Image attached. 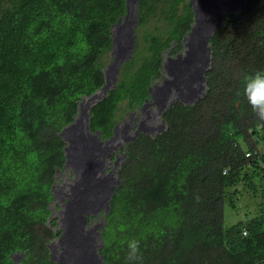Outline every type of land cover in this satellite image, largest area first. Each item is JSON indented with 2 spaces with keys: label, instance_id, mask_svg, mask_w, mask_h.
<instances>
[{
  "label": "trees",
  "instance_id": "1",
  "mask_svg": "<svg viewBox=\"0 0 264 264\" xmlns=\"http://www.w3.org/2000/svg\"><path fill=\"white\" fill-rule=\"evenodd\" d=\"M170 1L139 0L132 57L89 109L90 129L102 137L150 97L163 53L183 48L194 13L188 0ZM125 4L0 0V264H17L15 253L20 264H54L49 242L61 230L51 187L65 162L59 132L82 97L104 84L110 27ZM210 45L205 94L170 102L162 131H140L119 148L126 154L104 215L103 264H128L130 238L141 242L142 264H264V123L241 83L264 69V0L230 11ZM239 208L234 220L230 210Z\"/></svg>",
  "mask_w": 264,
  "mask_h": 264
},
{
  "label": "bare ground",
  "instance_id": "2",
  "mask_svg": "<svg viewBox=\"0 0 264 264\" xmlns=\"http://www.w3.org/2000/svg\"><path fill=\"white\" fill-rule=\"evenodd\" d=\"M134 2L137 4L138 0H126L127 10L123 19L120 17L110 29L112 59L110 58L108 67L104 68L105 82L99 88L101 91L98 92V89L87 96L90 99L88 101L87 97H84L85 100L78 103L74 119L59 132L65 141L63 167L73 172V179L68 183L65 198L61 199L58 209V227L61 232L56 242L52 240L49 243L50 259L54 264H103V255L97 252L100 247L95 235L98 225L88 227L87 222L88 217L94 214L103 216L110 209V198L115 186L120 182L115 171L122 157L117 155L112 161L114 167L112 166L106 174L104 172L106 166L111 163L108 158L112 150L118 148L121 142L116 141L117 125L113 128V134L103 139L99 137L100 129L90 130L89 109L87 113L86 108H90L96 99L101 98L102 92L105 93L110 83L115 81L120 65L132 56L134 29L138 21L137 13L132 21L129 20L131 5ZM190 3L194 13L193 22L182 39L183 49L174 56L164 58L165 75L160 83L148 87L151 100L145 98L141 106L143 108L144 105H153L159 115L171 101L178 99L191 104L201 96L206 86L205 71L211 63L210 37L224 22L227 14L241 10L246 0H190ZM78 112L80 115L77 117ZM162 123L165 124L163 119ZM147 126L142 122L137 123L132 135L127 139L124 137L123 141L135 139L139 131L154 135V130ZM158 128L157 132H160L162 129ZM125 154L124 151L123 155ZM58 171L61 169H57ZM56 199L54 195L52 202ZM102 210L103 214L100 213ZM99 225L102 227V223ZM20 254L16 253L14 257L17 264H20Z\"/></svg>",
  "mask_w": 264,
  "mask_h": 264
},
{
  "label": "clouds",
  "instance_id": "3",
  "mask_svg": "<svg viewBox=\"0 0 264 264\" xmlns=\"http://www.w3.org/2000/svg\"><path fill=\"white\" fill-rule=\"evenodd\" d=\"M189 1V3H190V0H188ZM138 2H139V0H138ZM138 2H137V4H136V9H137V5H138ZM126 5V4H125ZM190 5H191V3H190ZM192 7V6H191ZM124 15V14H123ZM123 15L121 16V18L123 19ZM120 17H118V19H119ZM137 20H138V10H137ZM117 22V21H116ZM115 22V23H116ZM114 24V23H113ZM112 24V25H113ZM137 25H138V21H137ZM136 25V26H137ZM112 27V26H111ZM111 27H110V29H111ZM136 28V27H135ZM111 31V30H110ZM134 34H135V29H134ZM135 43V42H134ZM182 44H183V42H182ZM183 49V48H182ZM181 49V50H182ZM112 50V49H111ZM134 51V50H133ZM179 52V51H178ZM177 52V53H178ZM165 53V52H164ZM164 53H163V60H164V58H166V56H174V55H176V54H167L166 56H164ZM110 58H111V51H110ZM110 58H109V61H108V63L110 62ZM163 60H162V69H161V72H162V74H161V76H160V78H158V79H155V80H153L152 82H151V84L149 85V86H153L154 84H157V83H160L161 82V79H162V77L165 75V71H164V69H163ZM108 63H106V65L104 66V68L107 66V64ZM211 64V63H210ZM121 66V65H120ZM211 66V65H210ZM103 68V69H104ZM210 68V67H209ZM208 68V69H209ZM119 69H120V67H119ZM207 69V70H208ZM206 70V71H207ZM206 71H205V73H206ZM119 72V71H118ZM205 76H206V74H205ZM105 77V76H104ZM116 80V79H115ZM206 81H207V76H206ZM114 83H115V81L113 82V83H111L109 86H108V88L107 89H109L110 87H112L113 85H114ZM242 93H243V98L245 99V101H246V103H247V105L249 106V108H250V110H251V112L254 114V116L256 117V119L259 121V122H262V123H264V69H255V70H252L251 72H249V73H246L244 76H243V79H242ZM103 85V84H102ZM206 87H207V85L205 86V88H203V93L201 94V96H203L204 94H205V90H206ZM107 89H106V91H107ZM97 91V90H96ZM101 91V89H99L98 90V92H100ZM106 91H105V93H106ZM149 92V91H148ZM105 93H103L102 92V96L105 94ZM91 95V94H90ZM149 95H150V93H149ZM89 96V95H88ZM101 96V97H102ZM201 96H199L198 98H200ZM84 97H87V96H83L82 97V99L84 98ZM197 98V99H198ZM81 99V100H82ZM98 99H100V98H98ZM98 99H96V101L98 100ZM147 99H149V100H151L150 99V97H147ZM80 100V101H81ZM145 100V99H144ZM79 101V102H80ZM95 101V102H96ZM94 102V103H95ZM144 102V101H143ZM172 102V101H171ZM143 104V103H142ZM142 104L140 105V107L139 108H137L136 110H134V111H130L132 114H131V116H130V119H129V121L128 122H126L123 126H122V130L126 133L125 135H123L122 136V138L120 139V137H119V134H118V137L116 138V141H121V140H123V138L124 137H128V136H130V135H132V132H133V130H134V128L136 127V125H137V123H140V122H142V123H144V119L148 116L147 114H145L144 115V117L142 118V117H140L137 113H138V111L140 110V109H144L145 107H150V111H155V108L153 107V105H144V107L143 108H141V106H142ZM170 104V103H169ZM91 107V106H90ZM90 109V108H89ZM78 110V109H77ZM156 112V111H155ZM77 113V112H76ZM157 114V113H156ZM159 117H160V120H161V123H162V119L163 118H161V114L160 115H158ZM124 117V116H123ZM122 117V118H123ZM121 118V119H122ZM120 119V120H121ZM119 120V121H120ZM164 120V119H163ZM165 122V121H164ZM118 123L119 122H117L115 125H117L118 126ZM68 124V123H67ZM66 125V124H65ZM89 128H90V125H89ZM148 128H150V127H148ZM165 128V127H164ZM163 128V129H164ZM162 129V130H163ZM91 130V129H90ZM97 130V129H96ZM161 130V131H162ZM92 131H95V130H92ZM140 132V131H139ZM117 133H118V130H117ZM156 133V132H155ZM113 134V133H112ZM111 134V135H112ZM138 134V133H137ZM99 137L101 138V139H103V138H108V137H102L101 136V133H100V135H99ZM127 141H123L119 146H118V148L116 149V150H112V152H111V155L109 156V160L111 161V163L110 164H108V166H106V169H105V172H104V174H106L108 171H109V169L113 166V163H112V161L114 160V158L118 155V156H121L122 158L125 156V155H123V153H124V151H120L119 150V148H120V146H122L124 143H126ZM114 156H113V155ZM113 156V157H112ZM122 160V159H121ZM121 160H120V162H121ZM63 166H64V164H63ZM120 166V165H119ZM66 170H69L70 172H71V174H72V176H73V172L70 170V169H66ZM117 170V169H116ZM65 171V169H64V167H63V169H61V171H59V172H64ZM58 172H57V170H56V173H55V179H56V177H57V174ZM115 175H117V173H116V171H115ZM118 176V175H117ZM72 181V180H71ZM54 186H55V184H56V182L54 181ZM52 184V185H53ZM51 189H52V192H53V196L55 195L56 196V194H55V192H54V187L52 188L51 187ZM66 192H67V190L66 191H64V195L66 194ZM59 198H61L62 197V194L61 195H59L58 196ZM57 196H56V198H58ZM65 198V197H64ZM53 199H54V197H53ZM51 202H52V200H51ZM61 202H62V200H61ZM54 204H55V207H56V209H57V212H58V209L60 208V205H61V203H59V204H57V199L55 200V202H53ZM57 205V206H56ZM59 207V208H58ZM108 212V211H107ZM106 212V213H107ZM100 213H102L103 214V210L102 211H100ZM105 213V214H106ZM52 215H53V211H52V213H51ZM105 214H103V216L102 215H98V214H94L92 217H88V222H87V226L88 227H90V226H92V227H95L96 225H98V228H97V233L95 232V235H96V238H97V241H98V243L100 244V247L102 246V244H103V240H102V232H103V229H104V223H105V219H104V215ZM54 216H57V228H59L58 227V224H59V221H58V214H56V215H54ZM93 220H98V222L97 223H94L93 222ZM99 223H102V227L99 225ZM60 230H61V228H60ZM61 232V231H60ZM60 234V233H59ZM57 237L58 236H56L54 239H52V240H54L55 242H56V240H57ZM51 240V241H52ZM50 243V242H49ZM126 260H127V262H128V264H142V261H143V256H142V251H141V242H140V240H138V239H136V238H130V239H128L126 242ZM100 247H98L97 248V252H98V254H102V253H100L99 252V249H100ZM57 253V251L55 252V254ZM16 254V253H15ZM15 254H14V257H15ZM17 254H20V253H17ZM20 255H22V253L20 254ZM103 255V254H102ZM20 258H21V256H20ZM15 259V258H14ZM102 259H103V256H102ZM17 262V261H16ZM103 263H104V259H103Z\"/></svg>",
  "mask_w": 264,
  "mask_h": 264
},
{
  "label": "rangeland",
  "instance_id": "4",
  "mask_svg": "<svg viewBox=\"0 0 264 264\" xmlns=\"http://www.w3.org/2000/svg\"><path fill=\"white\" fill-rule=\"evenodd\" d=\"M160 3L162 4V1H160ZM169 4L171 5V1L169 0ZM182 3L179 4L178 6V9L177 11H180L181 8H182ZM131 14L129 16V20L132 21V19L134 18V14L137 13L136 11V3L134 2L132 5H131ZM166 25V24H165ZM134 52V51H133ZM166 52L164 53V56H166ZM132 57V56H131ZM111 59H112V54H111ZM110 59V60H111ZM109 61V59H108ZM107 61V63H108ZM109 64V63H108ZM108 65L105 67L107 68ZM118 75V72L116 74V77ZM116 79V78H115ZM116 81V80H115ZM113 83V82H111ZM110 83V84H111ZM84 99V98H83ZM82 99V100H83ZM85 100V99H84ZM90 100L88 97H87V101ZM92 102H90L91 104ZM88 109H89V106L86 108V112L88 113ZM146 109V110H145ZM156 111V112H155ZM155 111H150V107H145L144 109H140L138 111V115L140 117H144L145 114H147L148 116L144 119V125H148L147 127H150V129L154 130L153 132H157L159 131V128L158 127H161V129H163L165 127V124L164 123H161V120H160V117L158 116L159 114H156L157 113V109L155 108ZM131 112H128L125 114V116L119 121L118 123V126L116 127V129L118 130V134H119V137L120 139L122 138L123 135H125L126 133L122 130V126L129 121L130 119V116H131ZM80 115V112H78V115L77 117ZM86 121V119H85ZM83 122V120H82ZM87 122V121H86ZM84 124V123H83ZM86 124V123H85ZM84 124V125H85ZM163 124V125H161ZM117 130H116V133H117ZM149 130V129H148ZM150 131V130H149ZM151 132V131H150ZM117 137V136H116ZM127 139V137H125ZM126 139H124L126 141ZM120 141V140H119ZM121 143L123 142V140L120 141ZM120 144H118L119 146ZM117 147L114 148V150H116ZM122 159V158H121ZM120 159V160H121ZM113 167H114V164H113ZM57 177L55 179V186H54V192L56 194V196L58 197L59 195L62 194V197L61 198H57V204L61 203V199H63L65 197L64 195V191H66L68 189V183L71 182V180L73 179V176L71 174V172L69 170H65L64 172H59L56 174ZM243 201V200H242ZM57 206V205H56ZM50 207L53 211V215H56L58 214L57 212V209L55 207V204L53 202L50 203ZM59 208V207H58ZM230 214H231V217H233L234 220H236L237 218H241L242 215H243V211L242 209H237V210H230ZM94 223H97L98 220H93Z\"/></svg>",
  "mask_w": 264,
  "mask_h": 264
}]
</instances>
